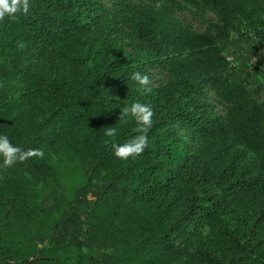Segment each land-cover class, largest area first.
Instances as JSON below:
<instances>
[{
  "label": "trees",
  "instance_id": "obj_1",
  "mask_svg": "<svg viewBox=\"0 0 264 264\" xmlns=\"http://www.w3.org/2000/svg\"><path fill=\"white\" fill-rule=\"evenodd\" d=\"M185 1L217 11L214 28L229 45L151 16L125 22L127 51L98 37L101 0H30L28 13L0 21V135L58 158L0 166V264H67L70 252L96 264H152L173 249L188 215L216 223L230 264H264V0ZM50 49L58 63L38 65L32 52ZM147 69L169 83L146 93L132 74ZM208 88L229 105L227 121L203 101ZM135 102L150 104L158 123L144 153L122 161L112 145L139 135L124 114ZM176 121L211 142L236 133L258 152L260 169L241 179L226 170L232 187L221 201L204 160L174 137ZM107 127L117 135L107 137ZM239 194L255 204L256 219L240 210ZM196 262L220 264L205 249Z\"/></svg>",
  "mask_w": 264,
  "mask_h": 264
},
{
  "label": "rangeland",
  "instance_id": "obj_2",
  "mask_svg": "<svg viewBox=\"0 0 264 264\" xmlns=\"http://www.w3.org/2000/svg\"><path fill=\"white\" fill-rule=\"evenodd\" d=\"M103 5L102 26L97 35L101 40L121 45L130 50V34L125 22H137L153 16L159 27L175 30L177 33L188 36L191 34H205L211 36L219 46L229 45L227 39L216 31L214 26L221 25L220 15L217 11L207 7H192L185 0H101ZM235 55L237 53L234 51ZM35 62L43 67H52L58 63V56L51 49L38 53L32 52ZM232 61V59H230ZM143 74L149 76L152 88H160L169 83L166 74L156 70L147 69ZM203 101L214 107V116L222 120H228L229 105L223 101L211 88H208ZM13 109H18L12 105ZM25 123V120L19 115ZM153 119V125L158 123ZM174 137L184 145L192 154L202 158L205 170L216 181L214 194L221 201L226 200V190L232 187V182L226 174V170L232 169L239 174L241 179L249 172H256L261 167V157L258 152L250 147L236 133H230L228 142L220 138L215 142L209 141L192 127L183 121L173 124ZM42 160H53L58 163V158L53 151L40 148ZM75 178H69L72 182ZM238 204L240 210L256 219L259 212L255 204L249 198L239 194ZM178 215H172L169 219L172 225ZM101 239L111 241V236L101 232ZM173 249L166 252L165 258H154L152 264H197L196 255L199 249L207 250L220 264H230L234 260V253L222 240L217 230L216 223L211 220L199 221L194 216L183 218V229L172 238ZM119 249V247H118ZM67 264H96L81 257L75 252H70L65 258ZM246 264V263H241Z\"/></svg>",
  "mask_w": 264,
  "mask_h": 264
},
{
  "label": "clouds",
  "instance_id": "obj_3",
  "mask_svg": "<svg viewBox=\"0 0 264 264\" xmlns=\"http://www.w3.org/2000/svg\"><path fill=\"white\" fill-rule=\"evenodd\" d=\"M30 8V0H0V21L5 18L14 20L18 13H28ZM132 79L141 86L143 91L150 93L151 80L148 75L139 71L132 74ZM125 115H131L138 127L135 129L139 135L134 136L126 143L113 144L114 155L122 160L135 159L141 156L145 149L149 146L148 132L153 125V108L148 103L135 102L130 108L124 109ZM107 137H115L117 135L116 127H107L105 131ZM42 157L43 151L39 149L22 150L21 147L13 144L7 135H0V166L11 168L18 162L25 161L31 157Z\"/></svg>",
  "mask_w": 264,
  "mask_h": 264
}]
</instances>
